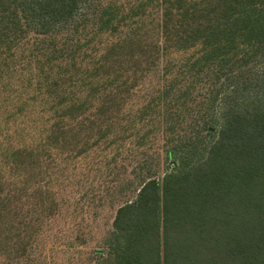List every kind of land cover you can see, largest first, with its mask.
<instances>
[{"label":"trees","instance_id":"16d2710c","mask_svg":"<svg viewBox=\"0 0 264 264\" xmlns=\"http://www.w3.org/2000/svg\"><path fill=\"white\" fill-rule=\"evenodd\" d=\"M89 1L0 0V134L2 119L14 123L39 95L61 93L75 79L32 87V78L15 69L13 49L50 36ZM126 4L128 12L117 4L99 12L100 33L128 32L107 46L92 72L85 67L97 80L86 98L52 105L54 120L34 145L0 150V173L10 164L21 179L0 198L2 249L22 257L40 230L50 196L45 177L57 157L77 159L127 125L150 135L157 123L165 136L158 149L172 168L143 182L134 200L118 208L108 264H264V0ZM157 70L165 87L145 93L133 110V99ZM205 79L213 105L209 121L194 137L179 140L172 125L178 111L167 97L185 99ZM32 185L39 203L34 210L27 195Z\"/></svg>","mask_w":264,"mask_h":264},{"label":"rangeland","instance_id":"374dc122","mask_svg":"<svg viewBox=\"0 0 264 264\" xmlns=\"http://www.w3.org/2000/svg\"><path fill=\"white\" fill-rule=\"evenodd\" d=\"M126 1L90 0L73 20L50 36L19 44L13 49L15 69L24 77L32 78V87L37 82L44 84L46 79H75L61 93L39 95L34 106L15 117L14 123L6 124L2 119L1 151L10 145L12 148L34 145L49 131L54 120L52 105L56 107L59 100L63 101V108L86 98L87 86L95 85L97 81L89 79L95 60L111 42L128 32V28L120 27L115 33H100V23L97 25L99 12L110 4H117L128 12L130 6L124 5ZM174 58L179 64L182 62L181 56ZM86 66L91 70L88 75ZM207 82L206 79L199 82L190 94L184 96L185 99L178 101L177 94L168 95L167 105L171 103V107L178 111V118L172 123L177 139L185 141L194 137L203 121L211 116L213 105ZM164 87L161 71L157 70L142 84V92L131 103L133 110L145 101V93L153 96ZM32 95L33 91H29L27 98ZM161 110L155 109L153 117L157 119ZM164 139L162 127L157 128V123L150 135L145 127L127 125L88 148L77 159L57 157L45 177L50 196L40 217V230L22 257H18L15 250L11 253L2 249L0 242V264H108L114 257L112 222L116 211L134 200L143 182L158 179L172 168L171 162L158 149L159 142ZM9 166L2 164L0 198L21 186L20 177ZM34 188V185L30 186L27 194L32 196L30 205L33 210L39 204Z\"/></svg>","mask_w":264,"mask_h":264}]
</instances>
